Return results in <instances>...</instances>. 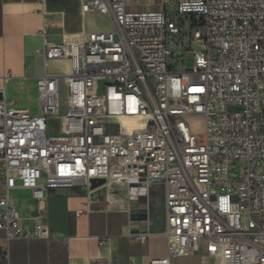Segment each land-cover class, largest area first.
Here are the masks:
<instances>
[{
  "label": "built area",
  "instance_id": "1",
  "mask_svg": "<svg viewBox=\"0 0 264 264\" xmlns=\"http://www.w3.org/2000/svg\"><path fill=\"white\" fill-rule=\"evenodd\" d=\"M82 13L112 29L50 43L44 64L69 59L68 74L36 79L32 114L10 100L0 78V230L15 239H50L46 191L160 190L167 254L142 264H264V0H81ZM192 18L183 33V19ZM42 32H44L42 30ZM190 70H175L182 57ZM59 130L49 117L61 108ZM124 118L143 126L127 132ZM198 118L199 121L193 119ZM29 190L40 221L19 223L12 190ZM200 243L205 251L200 253ZM8 260V246L0 249Z\"/></svg>",
  "mask_w": 264,
  "mask_h": 264
},
{
  "label": "crops",
  "instance_id": "2",
  "mask_svg": "<svg viewBox=\"0 0 264 264\" xmlns=\"http://www.w3.org/2000/svg\"><path fill=\"white\" fill-rule=\"evenodd\" d=\"M80 1L0 0V78L8 77L7 97L34 115L40 113L37 77L71 71L67 58L44 64L37 52L43 40H80L85 33L112 29L100 26L102 19L110 20L108 17L98 12L82 13ZM123 190L126 199L119 204L109 207L92 201L89 212L77 215L76 210L86 200L81 186L48 189L42 221L50 228L52 238L15 239L7 244L0 230V249L7 245L9 251L8 260L0 257V264H142L146 258L165 257L161 194L151 196L146 191L140 196L142 189ZM11 196L23 228H32L40 221L29 190L17 188Z\"/></svg>",
  "mask_w": 264,
  "mask_h": 264
},
{
  "label": "rangeland",
  "instance_id": "3",
  "mask_svg": "<svg viewBox=\"0 0 264 264\" xmlns=\"http://www.w3.org/2000/svg\"><path fill=\"white\" fill-rule=\"evenodd\" d=\"M145 1H148V7L149 8L155 9L158 7V1L159 0H127L130 8L137 9V10L143 9V4L145 3ZM182 22H183V33L189 35L191 32L192 18L191 17L184 18ZM100 26L102 28L111 29L112 23L108 19H102ZM178 61H180V63H177L175 65V70L186 71V70H190L193 66V59L190 56H187L185 58L183 55L182 59L178 60ZM9 93H10V91H9ZM64 99H65V94H62V101H61L62 105H61L60 110L58 112L54 113L53 116L49 117L47 120V123H48L47 133L48 134H55L59 130V115L65 112ZM191 120H190V122H192V123L194 121H199L198 118L193 119V121H191ZM125 121H126V124H122V125L125 127V129L129 128V130H126L127 132H132V131L140 128L141 126H143L142 125L143 123H140L139 120H136L135 118H126ZM134 125H137V126H134ZM140 191H141L139 193L140 196H142L141 194L146 192V190H144V189H142ZM149 192H150V195L152 194L151 196L158 194L156 189H151ZM95 195L96 196H95L94 201L101 202L105 206H109V207L115 206V205L119 204L120 200L126 199L125 191L121 188H115L114 192L104 188L100 191L95 192ZM141 198H143V197H141ZM204 251H205V245L200 243V251L199 252L203 253ZM198 260H199L198 254H196L194 256H189V257H180L177 259L178 262H198Z\"/></svg>",
  "mask_w": 264,
  "mask_h": 264
},
{
  "label": "bare ground",
  "instance_id": "4",
  "mask_svg": "<svg viewBox=\"0 0 264 264\" xmlns=\"http://www.w3.org/2000/svg\"><path fill=\"white\" fill-rule=\"evenodd\" d=\"M125 119H126V118H124V119L122 118V119H121V123H122V124H126ZM135 119H136V120H139L140 123H143V124H144V120H143V119H141V118H135ZM136 123H137V122H136ZM140 123H139V124H140ZM143 124H142V125H143ZM137 125H138V124H137ZM137 125H134V126H137ZM132 126H133V125H132ZM132 126H131V127H132ZM124 128H125V127H124ZM126 130H129V128H127Z\"/></svg>",
  "mask_w": 264,
  "mask_h": 264
},
{
  "label": "water",
  "instance_id": "5",
  "mask_svg": "<svg viewBox=\"0 0 264 264\" xmlns=\"http://www.w3.org/2000/svg\"><path fill=\"white\" fill-rule=\"evenodd\" d=\"M157 192L160 194V190H157Z\"/></svg>",
  "mask_w": 264,
  "mask_h": 264
}]
</instances>
